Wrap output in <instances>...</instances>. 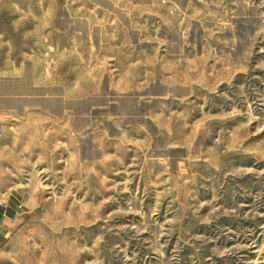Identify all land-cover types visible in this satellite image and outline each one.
Instances as JSON below:
<instances>
[{
  "label": "rangeland",
  "instance_id": "1",
  "mask_svg": "<svg viewBox=\"0 0 264 264\" xmlns=\"http://www.w3.org/2000/svg\"><path fill=\"white\" fill-rule=\"evenodd\" d=\"M0 264H264V0H0Z\"/></svg>",
  "mask_w": 264,
  "mask_h": 264
},
{
  "label": "crops",
  "instance_id": "2",
  "mask_svg": "<svg viewBox=\"0 0 264 264\" xmlns=\"http://www.w3.org/2000/svg\"><path fill=\"white\" fill-rule=\"evenodd\" d=\"M12 47L7 41L0 40V113H9L6 98L11 94L13 77Z\"/></svg>",
  "mask_w": 264,
  "mask_h": 264
}]
</instances>
